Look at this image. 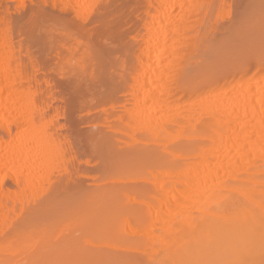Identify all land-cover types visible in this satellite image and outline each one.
<instances>
[{
  "label": "bare ground",
  "instance_id": "bare-ground-1",
  "mask_svg": "<svg viewBox=\"0 0 264 264\" xmlns=\"http://www.w3.org/2000/svg\"><path fill=\"white\" fill-rule=\"evenodd\" d=\"M237 1L224 25L230 0H138L107 89L100 51L49 27L78 123L0 20V264H264V0Z\"/></svg>",
  "mask_w": 264,
  "mask_h": 264
},
{
  "label": "rangeland",
  "instance_id": "rangeland-1",
  "mask_svg": "<svg viewBox=\"0 0 264 264\" xmlns=\"http://www.w3.org/2000/svg\"><path fill=\"white\" fill-rule=\"evenodd\" d=\"M3 1H5V3H3ZM46 1L47 0H0V20H2V21H5L6 22V20H7V22L6 23H11V25L14 27V29H15V32H14V42H11V43H15V44H13L12 45V47H14L15 49H16V53H17V55L19 56H21L22 57V59L24 60V63H26V61L27 62H31L32 64H34V67L36 68V69H39V70H41V69H43V67H44V71H43V73H44V75L45 76H49L50 75V77H51V80L53 81L52 83V87L51 88H53L54 89V93H53V91H51V94L53 95V96H59L60 95V97H62L61 95H63V97H64V100H65V104H66V115L67 116H70V118L68 119V121H70L71 123H72V121L74 122V123H78L79 121H78V117L76 118V115H77V110H78V107H80L81 105H79L80 103V99H81V97H78L77 95H74V90H72V88L70 87V86H68L66 83H68L67 81H66V78H65V80H64V74H63V78H61L60 77V75L59 74H57V68L59 69V66H58V64H56V60H53V59H51V57L52 58H55L56 59V57H54L55 56V52H56V50H55V46L53 45L55 42V40H54V38H52L53 36H55V35H57V33L59 32V33H67L68 34V38H69V33H70V31H69V33L67 32V31H63L60 27L61 26H63V27H65V28H70V30H72V31H74V32H71L72 34V36H73V39L75 40V38H77V39H81L82 38V40L84 41V44H82V45H85V46H87V45H89V47H91V48H89L88 47V49H90V51H92V49H95V51H100V53L99 52H97V54L98 55H100L99 56V58L102 60V63H103V66L105 67H103V72H104V70H105V72L104 73H99V75H98V73H97V70H95V72L97 73V76H96V78L94 77V76H92V78L90 77V80H89V82L91 81V83H93L94 82V84H92V85H94L95 87L97 86L98 88L100 87V86H103V87H106V89L107 88H110L109 87V85H110V80H111V77H112V80H113V78L115 77V76H117L119 73V71H117V68H116V65H118V63H116V65H114V62H113V60H114V58L116 59V57L118 56V55H116V53L119 51L118 49H117V45L119 44L118 42L120 41L119 40V37H121V34L123 35V33H124V29L126 30L127 28H128V26H130V24L128 23L129 22V19L131 18V19H134V17H135V14H136V11H137V8H136V5H137V1L138 0H101L100 2H102L100 5H97V6H94V7H92V8H89V10H86L85 11V15L83 14V15H79V17H78V14H73L72 12V14L70 13V11H68V8L66 9V8H64V10H63V12H62V10H61V6L59 5V4H54V1L53 0H48V2H47V4H46ZM105 1V2H104ZM134 1V2H133ZM237 2H238V4H237ZM239 2L240 1H237V0H230V4H231V8H225L224 10H223V8H220V10H219V12H218V14H217V16L215 15V17H217L218 18V20H219V24L220 23H223L224 25L226 24H228L231 20H232V18L234 17V15L236 14H238L240 11L239 10H241L240 8H239V10H238V8H236V6L238 7L239 6ZM40 3V4H39ZM114 3V4H113ZM119 3V4H118ZM136 3V4H135ZM107 4V5H106ZM121 4H123L122 5V8H121ZM233 4H234V6H233ZM2 5V6H1ZM111 5V6H110ZM113 5V6H112ZM118 5V6H117ZM120 5V6H119ZM47 6V7H46ZM53 6V7H52ZM56 6V7H55ZM130 7V8H129ZM229 7H230V5H229ZM96 8V9H95ZM106 8V9H105ZM108 8V9H107ZM47 9H49V10H47ZM54 9V10H53ZM56 9V10H55ZM63 9V8H62ZM65 9H66V11H65ZM119 9V10H118ZM126 9V10H125ZM129 9V10H128ZM136 9V10H135ZM236 9H237V12H236ZM51 10V11H50ZM58 10V11H57ZM98 10V11H97ZM106 10V11H105ZM125 11V13H124V11ZM229 10V11H228ZM28 11H29V14H27L28 13ZM36 12V14H35V12ZM40 11V12H39ZM88 11V12H87ZM91 11V12H90ZM102 11V12H101ZM103 11H104V13H103ZM113 11V12H112ZM117 11H119L118 13H117ZM121 11V12H120ZM123 11V12H122ZM235 11V12H234ZM33 12H34V14H33ZM42 12H43V15H42ZM67 12V13H66ZM133 12H134V14H133ZM39 13V14H38ZM48 13H49V15H48ZM52 15H51V14ZM108 13V14H107ZM110 13V14H109ZM122 13V14H121ZM1 14H3V15H1ZM17 14V15H16ZM88 14H89V16H88ZM105 14V15H104ZM121 14V15H120ZM130 14V15H129ZM133 14V15H132ZM34 15V16H33ZM75 15V16H74ZM77 15V16H76ZM24 16H26V17H24ZM32 16V17H31ZM40 18H38V17ZM41 16V17H40ZM42 16H43V18H42ZM54 16V17H53ZM64 16V17H63ZM82 16V17H81ZM92 16V17H91ZM107 16V17H106ZM120 16V17H119ZM227 16V17H226ZM36 17V18H35ZM56 17V18H55ZM91 17V18H90ZM229 17H230V19H229ZM232 17V18H231ZM3 18H5V19H3ZM10 18V19H9ZM18 18H19V20H18ZM30 18V19H29ZM38 18V19H37ZM66 18V19H65ZM235 18V17H234ZM233 18V19H234ZM10 21H9V20ZM15 19V20H14ZM26 19V21H24ZM51 19V20H50ZM55 21H54V20ZM130 19V20H131ZM12 20V21H11ZM30 20V21H29ZM33 20H35V21H33ZM39 20H40V22H39ZM58 20V21H57ZM85 20H87V22L85 21ZM89 20V21H88ZM96 20H98L97 22H95ZM116 20V21H115ZM20 21V22H19ZM42 21V22H41ZM47 23H46V22ZM52 21V22H51ZM107 21V22H106ZM25 22V23H24ZM69 22V23H68ZM85 22V23H84ZM28 23H29V25H28ZM59 25H58V24ZM87 23H88V25H87ZM98 23V24H97ZM15 24H16V28H15ZM25 24H27L26 25V27H27V29H26V27H24V25ZM31 24V25H30ZM39 24V25H38ZM52 24V25H51ZM65 24V25H64ZM69 24V25H68ZM83 24V25H82ZM66 25H67V27H66ZM81 25V26H80ZM106 25V26H105ZM108 25V26H107ZM35 26V27H34ZM39 26V27H38ZM56 26V27H55ZM91 26V27H90ZM116 26V27H115ZM36 27H37V29H36ZM47 27V28H46ZM49 27H52L53 29H54V31H53V29L52 28H50L53 32H51L50 30H49ZM109 27V28H108ZM121 27H122V29H121ZM24 28H25V31H24ZM43 28H44V30H45V34H44V31H43ZM58 28V29H57ZM59 28L61 29V31H59ZM68 28V29H69ZM75 28H76V30H75ZM98 28V29H97ZM17 29H18V31H17ZM56 29V30H55ZM110 29V30H109ZM46 30H48V33L50 34V32H51V35L50 36H52L51 37V40L49 39V35H48V33L46 32ZM79 30H81V31H79ZM16 31H17V34H16ZM33 31V32H32ZM98 31V32H97ZM100 31V32H99ZM111 31V32H110ZM118 31H119V34H118ZM123 31V32H122ZM26 32H27V34H26ZM55 32V33H54ZM76 32H78V34H76ZM103 32V33H102ZM106 32V33H105ZM31 33V34H30ZM42 33V34H41ZM54 33V34H53ZM31 35V37H30V35ZM35 36H34V35ZM66 34V35H67ZM79 34H80V36H79ZM98 34H99V36H98ZM28 35V36H27ZM71 35H70V37H71ZM81 35L83 36V37H81ZM90 37H89V36ZM107 35V36H106ZM108 35H109V37H108ZM88 36V37H87ZM116 36V37H115ZM30 37V38H29ZM47 37H48V39L50 40V42L48 41V39H47ZM67 37V36H66ZM79 37H81V38H79ZM102 37V38H101ZM24 38H26V39H24ZM72 38V37H71ZM29 39V40H28ZM53 39V40H52ZM77 39H76V41H77ZM108 41H107V40ZM121 39H122V37H121ZM24 40V41H23ZM27 40H28V42H27ZM43 40V41H42ZM45 40V41H44ZM70 40H72V39H70ZM82 40H80L81 42H82ZM22 41V42H21ZM35 41V42H34ZM52 41V42H51ZM79 41V42H80ZM86 41V42H85ZM104 41H105V43H104ZM25 42H27V43H25ZM54 42V43H53ZM93 42H94V45H93ZM34 43V44H33ZM30 44V45H29ZM36 44V45H35ZM101 44V45H100ZM117 44V45H116ZM111 45H112V47H111ZM50 46H51V48H50ZM96 46V47H95ZM101 46H103L102 48H101ZM20 47H21V49H22V47H23V49L24 50H26V47H27V49H28V51L26 50V51H24V52H26V53H24L23 51H22V53H20V52H18L19 51V49H20ZM54 47V48H53ZM99 47V48H98ZM111 47V48H110ZM50 48V49H49ZM109 50V51H108ZM45 51V52H44ZM47 51V52H46ZM53 51H54V53H53ZM94 50H93V52H95ZM103 52V53H102ZM120 52V51H119ZM46 53V54H45ZM47 53H49V54H47ZM102 53V54H101ZM112 53V54H111ZM50 54H52V55H50ZM96 54V52L94 53V55ZM97 54H96V56H97ZM107 54H108V56H107ZM109 54H111V55H113V56H109ZM28 55V56H27ZM54 55V56H53ZM94 55H93V57H94ZM35 56H36V58H35ZM47 56V57H46ZM121 56V55H120ZM98 58V57H97ZM102 58H104V60L102 59ZM121 58V57H120ZM50 59V60H49ZM96 59V58H95ZM100 59H99V61H100ZM112 59V60H111ZM109 61V62H108ZM96 62H97V59H96ZM101 62V61H100ZM99 62V63H100ZM113 62V63H112ZM116 62H117V60H116ZM48 63H49V65H48ZM94 63V62H93ZM26 64H29V63H26ZM111 65V66H110ZM56 66V67H55ZM94 66V65H93ZM97 66H101V64H99V65H97ZM112 66H114L116 69H115V71H113L114 69H113V67ZM40 67H42V68H40ZM90 67H92V65L90 66ZM49 68V69H48ZM93 68V67H92ZM91 68V69H92ZM94 68H97L98 69V67H96V66H94ZM109 69V71H108V69ZM113 69V70H112ZM51 70V71H50ZM63 70V72H65V70L64 69H62ZM110 70H112L114 73H116V74H113V75H111L110 73H111V71ZM42 71V70H41ZM46 71V72H45ZM49 72H50V74H49ZM89 72L91 73L92 71H90V69H89ZM98 72H102V69L100 70V71H98ZM112 72V73H113ZM93 73H94V71H93ZM105 73L107 74V75H105ZM61 74H62V71H61ZM101 75V76H100ZM110 75V77H108ZM67 77H68V75H67ZM118 77V76H117ZM69 78V77H68ZM83 78V77H82ZM87 77L85 76V78H84V80L86 79ZM104 78H105V80H104ZM106 78H107V80H106ZM50 79V78H49ZM88 79H89V76H88ZM97 79V80H96ZM62 80V81H61ZM69 80V79H68ZM72 80H74V79H72ZM71 80V81H72ZM83 80V81H84ZM94 80V81H93ZM111 80V81H112ZM61 81V82H60ZM83 81H81V82H83ZM95 81H96V83H95ZM101 81V82H100ZM118 81L119 80H116V81H112L111 82V84L113 85V84H115V85H117V83H118ZM80 82V83H81ZM98 82V83H97ZM117 82V83H116ZM88 80H86V81H84V84H86V86H88ZM109 83V84H108ZM59 84H60V86H59ZM83 84V83H82ZM90 84V83H89ZM97 84V85H96ZM99 84H100V86H99ZM69 85H71V84H69ZM68 86V87H67ZM91 86V85H90ZM108 86V87H107ZM70 87V88H69ZM82 87H84V86H81V89H82ZM93 87V86H92ZM57 88V89H56ZM52 89V90H53ZM59 90V91H58ZM71 90V91H70ZM56 92V93H55ZM81 92V91H80ZM70 94V95H69ZM76 94V93H75ZM81 94L83 95V97L86 99V97H87V95L88 94H86V92H81ZM84 94H86V95H84ZM65 96H67V97H65ZM72 96V97H71ZM75 96V97H74ZM77 96V97H76ZM66 98V99H65ZM80 98V99H79ZM83 99V98H82ZM76 100V101H75ZM77 102H78V105H77ZM85 102V100H83V102L82 103H84ZM53 103H55V105L57 104V102L55 101V102H53ZM67 106H68V108H67ZM77 108V109H76ZM68 111H70V112H68ZM73 111H74V114H73ZM72 113V114H71ZM73 117H74V119H73ZM68 118V117H67ZM76 118V119H75ZM70 119H73V120H70ZM77 130H78V127H77ZM79 131V130H78ZM67 133H68V131H67ZM80 133V131L77 133L78 134V137L80 138V136H81V134H79ZM70 135V134H69ZM71 136V135H70ZM72 137V136H71ZM73 138V137H72ZM72 138H71V141H72ZM74 140V139H73ZM73 142V141H72ZM72 142H71V144H72ZM75 143H76V141H75ZM77 143H78V141H77ZM77 143H76V145H77ZM73 144H74V142H73ZM72 144V146H73V149H74V152H76L78 155H81L82 153H80L79 151H81V152H83V153H85L84 151H86V148L87 147H85L84 146V143L81 141V142H79V144H82V147L80 148V146H75V144L73 145ZM75 147H78V149H77V151L75 150ZM84 147V148H83ZM81 149V150H80ZM87 152H88V150H87ZM89 154V153H88ZM95 158V157H94ZM80 167H82V168H85V167H83V166H81L80 165ZM95 167L96 166H93V167H88V168H86L87 170H89V172L90 173H93V172H91V171H95ZM94 169V170H93ZM89 173V174H90ZM81 181V184H82V182H83V180H80ZM84 184V183H83ZM70 187H73V186H70Z\"/></svg>",
  "mask_w": 264,
  "mask_h": 264
}]
</instances>
